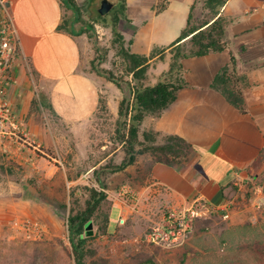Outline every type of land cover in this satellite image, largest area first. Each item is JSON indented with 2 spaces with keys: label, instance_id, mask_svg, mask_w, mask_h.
Listing matches in <instances>:
<instances>
[{
  "label": "rangeland",
  "instance_id": "rangeland-1",
  "mask_svg": "<svg viewBox=\"0 0 264 264\" xmlns=\"http://www.w3.org/2000/svg\"><path fill=\"white\" fill-rule=\"evenodd\" d=\"M78 1L80 21L76 22L74 30L85 32L75 34L81 47V69L96 81L101 103L91 119L75 126L61 124L50 117L41 97L33 99L36 103L31 107L29 102L19 113L14 112L28 144L21 149L14 147L16 154L12 157L0 152V264H75L67 219L71 210L84 206L90 188L106 193L109 201L104 207L111 208V221L108 229L102 231L98 226L100 220L92 218V233L85 236V264H264V148L256 160L236 176L234 184L226 191L223 208L198 221L183 241L165 246L147 242V234L159 226L153 223L158 218L151 198L138 193L140 185L147 183L145 173L149 163L145 160L150 158L140 156L133 166L118 173L101 170L119 165L126 154L116 138L117 110L123 94L100 71H110L118 79L131 81L118 56L113 28L115 25L118 32L128 35L136 31L138 23L148 13L130 12V16L138 18L135 26L128 24L130 18L122 10L123 0H108L113 7L101 16L104 19H99L98 13L102 0ZM196 1L192 12L194 21H200L206 11L202 0ZM155 2L156 13H160L165 0ZM173 6L178 9L161 13L156 20V27L164 32V41L175 32L178 34V28L186 22L187 9L182 11L177 5ZM6 11L4 0H0V31ZM70 14L67 10L63 21L69 19ZM166 36L169 37L165 39ZM127 42L125 39L126 46ZM160 51L157 48L153 52ZM171 58L167 50L162 58L151 62L146 84L157 82L168 70ZM244 87H241L242 92ZM30 92L32 94V90ZM242 96L244 99V92ZM153 116L157 115L146 117ZM257 119L259 125L261 119ZM262 123L264 126V120ZM34 131L40 141L32 137ZM148 131L152 130L145 129L142 122L141 141L142 134ZM163 137L157 135L156 143L162 144ZM98 178L106 188L99 186ZM114 202H122L130 211L129 216L123 218V224L118 222L120 211L116 205L112 207ZM143 203L151 209L152 226L130 216Z\"/></svg>",
  "mask_w": 264,
  "mask_h": 264
},
{
  "label": "crops",
  "instance_id": "crops-1",
  "mask_svg": "<svg viewBox=\"0 0 264 264\" xmlns=\"http://www.w3.org/2000/svg\"><path fill=\"white\" fill-rule=\"evenodd\" d=\"M125 4L128 15L132 11L148 13L136 31L123 34L132 53L148 56L154 49L167 48L177 39L197 1L165 0L160 13H156L155 0H126ZM173 4L182 11L187 9L188 14L178 34L175 32L168 39L166 36L164 41V32L155 24L161 13L178 9ZM4 5L19 45L12 69L14 81L6 92L14 112L19 113L29 102L31 107L32 100L41 97L44 109L61 124L75 126L91 119L99 106L100 91L92 76L81 69L77 36L59 29L67 11L62 0H4ZM218 15L225 25V49L183 59L184 86L178 91L176 102L143 121L145 129L163 136L177 135L191 145L188 161L182 164L169 166L150 157L149 161L145 160L149 163L145 173L147 183L140 185L138 193L150 197L156 206L158 219L153 223L157 225L170 209L186 207L197 199L222 209L226 191L236 176L264 148V126L261 125L264 120V0H225ZM129 18L128 24L135 25L138 21L134 16ZM231 57L238 75L244 76L247 82L243 89L245 113L212 87L215 76L229 65ZM240 84L242 87L243 83ZM257 117L261 119L259 125ZM37 134L34 131L32 137L40 141ZM121 203L112 204L119 209L120 219L130 214ZM150 211L143 203L130 216L152 226Z\"/></svg>",
  "mask_w": 264,
  "mask_h": 264
},
{
  "label": "trees",
  "instance_id": "trees-1",
  "mask_svg": "<svg viewBox=\"0 0 264 264\" xmlns=\"http://www.w3.org/2000/svg\"><path fill=\"white\" fill-rule=\"evenodd\" d=\"M65 8L71 12L69 19L64 20L59 29L66 30L72 35L85 33L74 30L77 21H80L81 7L75 0H62ZM126 0H123L122 10H126ZM225 0H202L203 10L206 14L200 21H194L192 8L188 14L187 23L177 39L167 48L161 49L157 54L152 52L149 56L132 53L125 45L123 35L113 28L115 43L118 45V56L122 59L125 74L131 77V81L118 79L112 72L103 71L100 74L117 86L123 94L117 110L116 138L124 149L126 158L116 166L102 167L107 173H118L133 166L137 158L147 156L154 162H160L169 166L182 164L188 161L191 145L177 135H164V142L158 144L157 135L154 131L144 132L143 141L140 140V126L147 115H159L177 99L178 91L184 86L182 78L181 61L189 57H200L210 53H219L225 49L223 41L225 25L218 15ZM114 10V8H113ZM158 12V10H157ZM127 14V13H126ZM99 19H104L99 16ZM131 41H129L130 43ZM169 50L172 58L169 68L162 73L154 85L146 84L150 64ZM235 60L230 58L228 66L223 67L215 76L212 87L216 88L224 98L240 112L245 113L244 99L240 83L247 84L244 76L238 75L234 68ZM181 73V74H180ZM181 75V77H180ZM36 103L34 100L31 105ZM101 101H99V104ZM98 175V171L94 174ZM99 186L106 188L104 182L98 178ZM106 193L96 188L88 190V198L82 208L71 210L67 219L69 241L71 244L74 263L85 264L87 249L86 237L89 236L87 229L92 218L100 220L98 226L103 231L108 229L110 210L105 209L108 202ZM111 209V208H110ZM200 221L197 220L194 224ZM92 225V224H91Z\"/></svg>",
  "mask_w": 264,
  "mask_h": 264
},
{
  "label": "built area",
  "instance_id": "built-area-1",
  "mask_svg": "<svg viewBox=\"0 0 264 264\" xmlns=\"http://www.w3.org/2000/svg\"><path fill=\"white\" fill-rule=\"evenodd\" d=\"M0 31V152L14 156L16 149L28 144L26 133L15 120L14 110L6 99V92L14 79L13 66L19 53V45L12 19L6 11ZM217 207L197 199L186 207L170 209L163 222L153 228L146 236L147 242L165 246L183 241L193 230L197 220L209 218L217 212ZM120 224L124 219L119 220Z\"/></svg>",
  "mask_w": 264,
  "mask_h": 264
},
{
  "label": "water",
  "instance_id": "water-1",
  "mask_svg": "<svg viewBox=\"0 0 264 264\" xmlns=\"http://www.w3.org/2000/svg\"><path fill=\"white\" fill-rule=\"evenodd\" d=\"M113 7V4L110 3L108 0H102L101 1V5H100V8L98 9V13L100 16H104L106 15ZM91 223H89L88 225V229H87V232H88V235H91L92 231H91Z\"/></svg>",
  "mask_w": 264,
  "mask_h": 264
}]
</instances>
